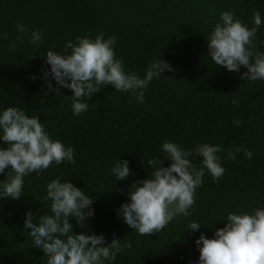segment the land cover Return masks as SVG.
Listing matches in <instances>:
<instances>
[{
	"label": "trees",
	"instance_id": "16d2710c",
	"mask_svg": "<svg viewBox=\"0 0 264 264\" xmlns=\"http://www.w3.org/2000/svg\"><path fill=\"white\" fill-rule=\"evenodd\" d=\"M223 11L234 12L249 28L259 11L256 47L264 52V0H0V114L17 107L29 117L38 116L52 140L75 150L74 164L53 163L39 175L24 177L18 200L0 198V264H46L48 258L34 247L24 221L29 211L34 222L39 215L50 214L46 186L57 178L69 180L93 199L94 215L86 218V228L71 219L75 234L86 231L103 235L106 243L114 236L122 245L131 242V248L105 264H199L195 241L201 233L215 238L229 213L252 214L253 209L264 208V80H243L246 68L230 72L208 56L206 38ZM17 22L30 31L17 32ZM35 30L42 33L39 46L29 43ZM101 32L105 39L115 36V56L123 61L126 73L144 78L157 58L173 71L165 70L151 81L143 103L131 92L107 85L90 100L84 98L89 108L76 116L70 89L54 80L52 87L60 89V96L47 88L42 73L50 71L46 51L68 54L67 42L84 36L94 40ZM13 43L15 50L10 51ZM236 120L241 121L239 126ZM164 141L193 150L190 160L198 169L202 157L195 154L196 146L220 145L224 151L217 155L225 172L213 181L205 170L191 214L174 218L160 233L141 236L117 210L130 202V185L153 170L147 159L157 157L162 166H169L171 161L163 158ZM6 147L0 141V148ZM236 147L250 150L251 159L242 150L229 160L228 151ZM119 159L129 161L133 175L126 180H116L111 172ZM10 170L0 174V183ZM192 221L201 225L199 230L187 228Z\"/></svg>",
	"mask_w": 264,
	"mask_h": 264
},
{
	"label": "clouds",
	"instance_id": "9594fccd",
	"mask_svg": "<svg viewBox=\"0 0 264 264\" xmlns=\"http://www.w3.org/2000/svg\"><path fill=\"white\" fill-rule=\"evenodd\" d=\"M262 23L259 11L253 14V27L249 28L232 11L220 13L219 22L208 35V56L216 66L230 72H239L241 66L247 69L241 79L248 81L264 80V52L256 47V35ZM19 33L30 30L17 22ZM7 39V33L3 34ZM42 33L31 31L29 43L39 46ZM18 41L23 37L18 36ZM115 36L104 38L98 33L95 39L89 36L77 37L75 42L65 45V55L46 51V64L50 71L42 69L43 78L48 81L49 91L60 96V89H53L51 80L73 93L72 112L79 116L89 108L88 102L93 94L103 87L111 85L115 91L131 92L135 99L144 102V92L154 78H159L165 70L173 71L163 60L151 61L145 70L144 78L136 72L126 73L123 61L117 59L113 49ZM15 43L9 50H15ZM51 78V79H49ZM35 79V76L32 77ZM239 101L233 100V104ZM238 126L241 121H234ZM0 141L6 148H0V174L7 172V178L0 183V198L9 197L18 200L22 195L24 177L31 173L37 175L47 170L53 163L60 165L67 161L75 163L74 148L65 147L59 140H52L38 116L29 117L17 107H7L0 114ZM251 159L252 152L247 148L236 147L229 150L227 157L235 160L236 152L242 151ZM163 158L171 163L164 167L163 160L153 157L147 159L150 165L148 178L130 185V202L117 210L123 222L141 236L160 233L174 218L187 217L196 203V191L203 184L205 170L213 181H218L225 169L220 164L218 153L224 151L220 145L207 143L197 145L195 154L202 157V166L198 169L190 160L193 150H185L179 144L162 142ZM145 160L142 159V163ZM116 180H126L133 175L129 161L119 159L111 169ZM45 201H50V214L39 215L38 222L32 211L26 214L24 228L30 230L35 248L41 249L46 256V264H105L114 262L117 254L125 248H131V242L123 245L115 236L106 243L103 235L79 234L73 232L71 219H75L82 229L85 220L94 215L91 208L93 199L69 180L61 182L59 178L46 186ZM88 209V211H85ZM226 224L214 232L215 238H206L203 233L195 241L199 250V264H264V208L253 209L252 214L235 212L226 216ZM201 225L192 221L188 229L199 230ZM202 245V246H201Z\"/></svg>",
	"mask_w": 264,
	"mask_h": 264
}]
</instances>
